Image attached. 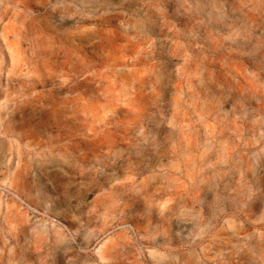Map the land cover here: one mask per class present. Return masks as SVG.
I'll return each instance as SVG.
<instances>
[{"label":"rangeland","instance_id":"obj_1","mask_svg":"<svg viewBox=\"0 0 264 264\" xmlns=\"http://www.w3.org/2000/svg\"><path fill=\"white\" fill-rule=\"evenodd\" d=\"M1 126L43 264H264V0H0Z\"/></svg>","mask_w":264,"mask_h":264},{"label":"crops","instance_id":"obj_2","mask_svg":"<svg viewBox=\"0 0 264 264\" xmlns=\"http://www.w3.org/2000/svg\"><path fill=\"white\" fill-rule=\"evenodd\" d=\"M11 140V134L5 131L4 126L0 127V143L8 145ZM3 220V219H2ZM8 222V221H7ZM109 223H93L86 229L85 234L88 235V238L95 240L99 239H108L110 228L108 227ZM106 234V236H104ZM17 235L11 231L4 236L0 237V264H43L44 255L35 256V242L33 231L31 233H26V237L21 242L15 244V239ZM10 241V243H8ZM44 254V251H42Z\"/></svg>","mask_w":264,"mask_h":264}]
</instances>
